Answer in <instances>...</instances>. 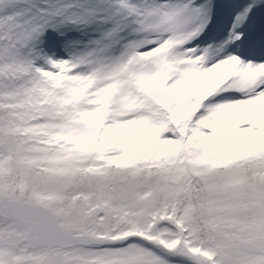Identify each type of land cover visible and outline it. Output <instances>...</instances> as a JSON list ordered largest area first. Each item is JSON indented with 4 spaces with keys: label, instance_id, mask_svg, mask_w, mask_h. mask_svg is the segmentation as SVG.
I'll list each match as a JSON object with an SVG mask.
<instances>
[{
    "label": "snow or ice",
    "instance_id": "snow-or-ice-1",
    "mask_svg": "<svg viewBox=\"0 0 264 264\" xmlns=\"http://www.w3.org/2000/svg\"><path fill=\"white\" fill-rule=\"evenodd\" d=\"M0 264H264V0H0Z\"/></svg>",
    "mask_w": 264,
    "mask_h": 264
}]
</instances>
